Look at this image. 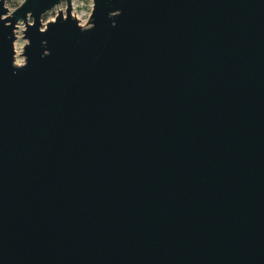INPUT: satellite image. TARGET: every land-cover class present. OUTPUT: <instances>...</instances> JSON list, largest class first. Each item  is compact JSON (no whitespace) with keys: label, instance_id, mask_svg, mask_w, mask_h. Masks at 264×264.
<instances>
[{"label":"water","instance_id":"1","mask_svg":"<svg viewBox=\"0 0 264 264\" xmlns=\"http://www.w3.org/2000/svg\"><path fill=\"white\" fill-rule=\"evenodd\" d=\"M62 2L0 0V264H264V0Z\"/></svg>","mask_w":264,"mask_h":264},{"label":"rangeland","instance_id":"2","mask_svg":"<svg viewBox=\"0 0 264 264\" xmlns=\"http://www.w3.org/2000/svg\"><path fill=\"white\" fill-rule=\"evenodd\" d=\"M25 0H6V7L9 9V15H12V13L19 8ZM71 14L75 18V15L77 16H83V19L79 20L76 18L79 22V24L83 27H89L90 26V16L93 13L94 10V0H71ZM67 8H68V2L67 0H63V2L57 6L56 8L48 11L42 18V28H47V23L56 21L57 16L59 15V11H62V14L64 16L67 15ZM29 22L33 23V18L29 17ZM89 22V23H88ZM18 27L16 29V36L17 39L15 41V63L17 65H22L26 62V57L24 55L25 46L28 44V40L24 37V31L26 30V24L23 21H20L18 23ZM18 32V33H17ZM22 54V55H20Z\"/></svg>","mask_w":264,"mask_h":264},{"label":"bare ground","instance_id":"3","mask_svg":"<svg viewBox=\"0 0 264 264\" xmlns=\"http://www.w3.org/2000/svg\"><path fill=\"white\" fill-rule=\"evenodd\" d=\"M74 16H76V18H78L79 20L83 19V16H77L75 14H73Z\"/></svg>","mask_w":264,"mask_h":264}]
</instances>
